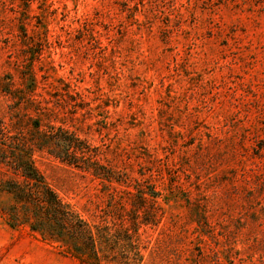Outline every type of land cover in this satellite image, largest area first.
I'll return each mask as SVG.
<instances>
[{
  "label": "rangeland",
  "instance_id": "obj_1",
  "mask_svg": "<svg viewBox=\"0 0 264 264\" xmlns=\"http://www.w3.org/2000/svg\"><path fill=\"white\" fill-rule=\"evenodd\" d=\"M0 150L100 259L12 226L0 164V264H264V0H0Z\"/></svg>",
  "mask_w": 264,
  "mask_h": 264
},
{
  "label": "trees",
  "instance_id": "obj_2",
  "mask_svg": "<svg viewBox=\"0 0 264 264\" xmlns=\"http://www.w3.org/2000/svg\"><path fill=\"white\" fill-rule=\"evenodd\" d=\"M0 164L19 178L3 182V190L12 194L16 202L6 209L10 224L28 223L32 231L43 236L70 241L76 253L98 263L96 240L89 225L47 184L33 159L23 150H12L10 155L0 150ZM140 193L145 194L144 191ZM147 194L155 196L158 193L152 190Z\"/></svg>",
  "mask_w": 264,
  "mask_h": 264
}]
</instances>
